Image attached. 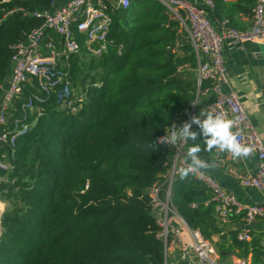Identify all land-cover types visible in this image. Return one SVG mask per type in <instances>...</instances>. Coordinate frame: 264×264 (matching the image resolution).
Returning <instances> with one entry per match:
<instances>
[{
  "label": "trees",
  "instance_id": "1",
  "mask_svg": "<svg viewBox=\"0 0 264 264\" xmlns=\"http://www.w3.org/2000/svg\"><path fill=\"white\" fill-rule=\"evenodd\" d=\"M213 1L216 12L226 2ZM50 2L0 1V87L10 74L14 45L44 21L30 12L49 9ZM112 16L114 43L104 54L88 52L79 37L81 50L69 58L74 86L86 93L79 98L82 107L68 111L50 95L37 102L43 113L17 140L14 169L0 185L6 203L0 264H170L148 190L163 180L172 154L159 137L193 112L199 87L191 71L197 59L190 43L175 49L180 22L158 0H131ZM186 66L189 71L182 70ZM209 86L210 81L201 83L199 98ZM32 93L44 95L36 80L25 84L14 107ZM200 111L198 103L194 115ZM191 130L199 131L196 125ZM195 143L203 149L200 136L186 142L187 151ZM198 155L214 163V150ZM211 197L198 176H175L173 205L220 257L239 250L264 263L261 239L239 241L238 229L218 222Z\"/></svg>",
  "mask_w": 264,
  "mask_h": 264
},
{
  "label": "built area",
  "instance_id": "2",
  "mask_svg": "<svg viewBox=\"0 0 264 264\" xmlns=\"http://www.w3.org/2000/svg\"><path fill=\"white\" fill-rule=\"evenodd\" d=\"M8 1V0H0ZM46 10H34L32 16L41 17L43 23L30 31L26 38L14 45L9 74V85L0 105V185L8 180V174L14 169L12 159L17 151V140L27 134L43 113L37 102H44L55 94L61 108L77 112L82 104L70 74L69 58L80 52L79 37L85 41L88 52L95 56L104 54L114 41L109 38L113 24L112 12L126 9L131 0H68L65 4ZM167 12L180 22L179 37L175 49L182 51L184 43H190L197 59L195 67L198 94L203 81H210L204 89L213 97L206 106V111L224 113L235 120L234 132L238 133L241 144L253 148L250 156L258 159L257 169L253 174H238L240 183L264 192V141L234 91H225L228 83V71L224 63L223 45L231 41L235 45L244 42L264 44V0H256L252 9V23L248 29H238L230 19H221L217 26L211 22L207 10L193 0H158ZM207 8L214 9L213 0H201ZM228 1V0H225ZM23 10L22 8H19ZM17 9L10 11L13 13ZM29 12L25 11V15ZM51 33L59 36L56 41ZM122 45L118 47L121 53ZM37 81L38 89L44 93H32L14 107L15 100L23 92L26 83ZM17 113V114H15ZM34 117L32 118V116ZM192 115L185 121H188ZM175 122L171 127L179 128L185 122ZM171 127L158 139L159 143L171 148L172 154L167 161L168 170L163 180L154 183L148 190L151 206L160 228L158 237L164 243L166 259L172 253H179L182 264H220L218 252L212 242L199 228H191L177 212L172 202V185L178 169L186 167V142L170 145L161 142ZM190 162V161H189ZM211 190V201L215 203V216L221 225L240 217L245 227L238 231L237 239L251 241L250 225L257 219H264V202L244 204L235 194L225 189L213 176L204 171L196 174ZM2 202V200H0ZM3 203V202H2ZM197 204L193 203L192 207ZM4 208L0 207V212ZM232 264H251L248 258H237Z\"/></svg>",
  "mask_w": 264,
  "mask_h": 264
},
{
  "label": "crops",
  "instance_id": "3",
  "mask_svg": "<svg viewBox=\"0 0 264 264\" xmlns=\"http://www.w3.org/2000/svg\"><path fill=\"white\" fill-rule=\"evenodd\" d=\"M67 1L54 0V7L61 6ZM193 1L207 10L209 19L214 26H217L219 21L224 18L230 19L231 24L238 29H248L251 26V8L253 6L249 5V0H228L223 4V8L217 12L214 6V14L212 13L213 10L207 8L201 0ZM252 2L255 4L256 0ZM223 55L228 71V83L224 89L227 92L234 91L238 95L252 124L264 141V44L244 42L241 45H235L231 41H226L223 45ZM188 69L190 68L186 66L182 70L189 71ZM191 72L196 75L195 70ZM8 85L9 75L0 87V105ZM201 96H203L202 101H200L201 97L199 98L198 94V99L194 102L193 112L190 115L194 116L198 103L199 108L206 111L207 98L210 94L202 92ZM214 152V167L205 170V172L213 176L225 189L232 191L240 202L244 204L264 202V192L253 187H245L238 179L240 173L253 174L256 171L257 157L234 158L228 152L218 154L216 149ZM225 226L228 230L238 229V231L245 227L240 217H233ZM250 229L252 237H259L262 244L264 219H257L250 225ZM169 263L182 264L176 255L172 259L169 258Z\"/></svg>",
  "mask_w": 264,
  "mask_h": 264
},
{
  "label": "clouds",
  "instance_id": "4",
  "mask_svg": "<svg viewBox=\"0 0 264 264\" xmlns=\"http://www.w3.org/2000/svg\"><path fill=\"white\" fill-rule=\"evenodd\" d=\"M198 126L199 131H193L192 126ZM235 120L228 118L224 113H213L201 110L199 115L191 116L182 126L171 127L167 136L161 142L176 145L179 142L197 141L203 137V149L199 143L188 148L185 156L186 167L181 166L178 174L181 180H186L190 175L204 174L205 170L214 167L213 163L202 159L198 154L203 150L211 153L214 149L217 153H231L234 158H247L252 154L253 148L241 144L238 133L234 132ZM190 161V162H189Z\"/></svg>",
  "mask_w": 264,
  "mask_h": 264
},
{
  "label": "rangeland",
  "instance_id": "5",
  "mask_svg": "<svg viewBox=\"0 0 264 264\" xmlns=\"http://www.w3.org/2000/svg\"><path fill=\"white\" fill-rule=\"evenodd\" d=\"M75 90H76V92H77V94L78 95H81L82 94V91H81V89H79L77 86H75ZM202 98H203V96H201V99H200V101H202ZM1 202V201H0ZM3 203H4V208H5V206H6V203L4 202V201H2ZM0 203L1 204V206L0 207H2L3 206V203ZM4 208L2 209V211L4 210ZM1 211V212H2ZM0 212V213H1ZM262 244H264V238H263V240H262ZM264 246V245H263ZM218 252V251H217ZM239 250H236L235 251V254H228V255H226L225 257H220V254H219V252H218V259H219V263L220 264H232L233 263V261L235 260V259H237V258H242V256H240L239 255ZM174 255H176L177 256V258H178V260H179V253L178 252H175L174 254H172L171 256H170V258L172 259L173 257H174ZM243 258H248L249 260H250V262H251V264H264L263 262H259V263H257L256 261H254V262H252V254L250 253L247 257H243Z\"/></svg>",
  "mask_w": 264,
  "mask_h": 264
},
{
  "label": "water",
  "instance_id": "6",
  "mask_svg": "<svg viewBox=\"0 0 264 264\" xmlns=\"http://www.w3.org/2000/svg\"><path fill=\"white\" fill-rule=\"evenodd\" d=\"M197 99H198V94H197L196 100H197ZM196 100H195V101H196ZM1 213H2V212H1ZM1 213H0V215H1ZM1 231H2V230H1V223H0V235H1Z\"/></svg>",
  "mask_w": 264,
  "mask_h": 264
},
{
  "label": "bare ground",
  "instance_id": "7",
  "mask_svg": "<svg viewBox=\"0 0 264 264\" xmlns=\"http://www.w3.org/2000/svg\"><path fill=\"white\" fill-rule=\"evenodd\" d=\"M1 203V202H0ZM0 206H1V204H0Z\"/></svg>",
  "mask_w": 264,
  "mask_h": 264
}]
</instances>
